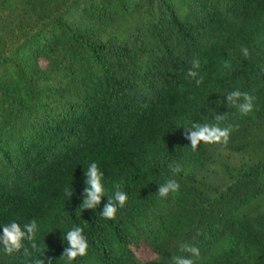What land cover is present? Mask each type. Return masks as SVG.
<instances>
[{"label": "trees", "instance_id": "obj_1", "mask_svg": "<svg viewBox=\"0 0 264 264\" xmlns=\"http://www.w3.org/2000/svg\"><path fill=\"white\" fill-rule=\"evenodd\" d=\"M217 113L228 144L191 151L184 128ZM93 162L128 196L114 219L107 196L80 207ZM33 219L54 264L73 226L90 247L72 264H171L181 244L197 264H264V0H0V232ZM25 248L0 264L41 258Z\"/></svg>", "mask_w": 264, "mask_h": 264}, {"label": "clouds", "instance_id": "obj_2", "mask_svg": "<svg viewBox=\"0 0 264 264\" xmlns=\"http://www.w3.org/2000/svg\"><path fill=\"white\" fill-rule=\"evenodd\" d=\"M243 55L247 57L249 51L246 47H242ZM199 60H194L192 69L188 71V75L192 78L198 77V72L194 69H199ZM224 67H230V61L224 62ZM203 77L196 79V83L200 84ZM228 107H236L241 114H248L254 110L255 96L249 92L240 91L239 89L231 91L226 95ZM228 113L215 115V123H195L190 127H186L184 138L190 141L191 151L195 152L201 142L205 144H223L227 145L230 140L231 133L235 130L234 126L227 124L221 126V123L226 121ZM235 127H238L235 126ZM174 172H179L178 167L173 168ZM86 179V187L83 190L82 209H96L102 202L103 197L107 196L108 201L104 204L100 215L105 219H114L118 209L124 207L128 200L127 194L120 190V185L114 186V194L108 195L107 189L104 185V173L100 170L97 163L93 162L85 169L84 173ZM181 185L177 180L168 178L164 183L159 185L158 195L166 198L170 193H177ZM65 194L69 197L72 195L71 189H65ZM39 232V225L35 219L23 225L17 223L15 220L2 226L0 232V251L7 254L19 252L24 249L25 254H28V249L25 248V241L30 245L31 249L40 254L35 264H54L51 257L46 256V251L42 244L38 242L37 233ZM67 242V247L64 248L60 260L65 264H72L78 257H84L89 251V241L85 235L84 228L81 226H73L68 230L64 237ZM181 251L188 253V256H172L171 264H197L200 257V249L191 244H181Z\"/></svg>", "mask_w": 264, "mask_h": 264}]
</instances>
